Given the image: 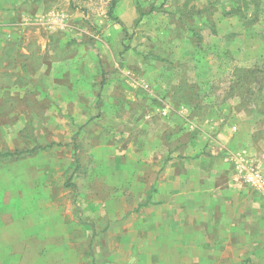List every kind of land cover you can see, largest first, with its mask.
I'll return each mask as SVG.
<instances>
[{"label": "rangeland", "instance_id": "1", "mask_svg": "<svg viewBox=\"0 0 264 264\" xmlns=\"http://www.w3.org/2000/svg\"><path fill=\"white\" fill-rule=\"evenodd\" d=\"M111 3L0 0V214L23 208L26 227L51 212V199L61 215L67 197L72 211L81 198L97 207L65 249L41 242L40 260L27 254L39 232L24 231L23 264H68L69 255L71 264H224L206 249L215 217L204 196L199 223L180 226L186 246L167 249L162 239L175 233L149 227L161 202L150 161L185 162L191 174L198 155L207 167L247 150L264 166V89L238 79L264 56L242 27L253 6L226 14L231 0H116L111 14Z\"/></svg>", "mask_w": 264, "mask_h": 264}, {"label": "crops", "instance_id": "2", "mask_svg": "<svg viewBox=\"0 0 264 264\" xmlns=\"http://www.w3.org/2000/svg\"><path fill=\"white\" fill-rule=\"evenodd\" d=\"M238 148H245V146ZM227 155V152L221 155L223 159L221 165L218 164L220 162L217 161V158H212L214 162L212 161L207 167L201 162L199 155L196 156L195 160H191V163L194 165L191 174L184 173L185 162L179 161V166L176 164V169L173 170V168H169L171 164L167 165L166 160L150 161V174L153 176L150 190L158 194V199L161 202L159 203L160 208L156 211L153 220L149 222V227L157 229V225L154 224L159 223L163 225L160 226L161 232L164 228L165 233L170 231L175 233L170 240L166 239L164 241L162 239L167 249L170 246L175 249L186 246L184 240L189 239V237L185 235L180 226L186 224L187 221H191L193 224L199 223L200 207L203 206L200 205L199 197L204 196L202 199H204L205 204H208L207 212L211 208L210 212L215 217L211 221L213 224L211 239L213 241L209 243L208 248H204L214 250L213 255L219 258L218 263L234 264L237 262L242 264H257L262 262L260 256L264 255V196L255 187L243 180L238 170V173L236 172L235 162L233 163L231 159L229 160ZM262 160L264 162V158ZM225 166H227L228 171L223 172ZM157 168L160 169L158 173ZM205 195H207V198ZM71 200V197H67V207L64 204L61 215L60 211L55 209L56 200L51 199V212H35L33 214L35 215V221H33V224L27 223V228L24 222L29 217L26 219L22 218V199H20L21 205H18L22 209H17L20 212L16 210L14 213L16 218L13 214H7L3 217L0 214V264L4 263L8 256L11 255V250H13L14 258H11L9 263H24L25 251L23 241L25 240L24 231L27 230L39 232L38 237L31 241V246L27 245V254L30 251L34 252L38 260L41 258L38 249L42 246L41 242H44L45 239H50L51 237L52 253L55 252L56 248L61 249L62 247L65 249L67 246V241L65 240L66 234L73 230V227L79 225L86 226L88 224L87 216L95 219L97 214V207L93 203L88 206L89 202L83 203L82 198L79 199V209L81 212L72 211ZM4 201L5 197L3 196V192L0 191V205L5 203ZM192 216H198L197 219L195 218L196 222H194ZM20 217L21 219L18 222L19 227L18 223L12 224L13 219L18 220ZM49 217H51V223L46 221ZM2 221H10L6 225L8 228L2 229ZM208 223L210 224L209 221ZM50 224L51 227L49 226ZM90 225L95 224L91 222ZM149 236L151 237V233H149ZM151 238L155 240V236ZM152 239H149L150 243L148 246H157L152 242ZM180 241H182V244L177 243ZM177 245L179 246L177 247ZM175 253L169 251V254L172 256H175ZM185 253L188 256H194L189 252ZM128 254L133 255L134 253L129 251ZM177 255H179L178 252ZM63 256L65 257L64 254ZM67 257L68 260L65 257L66 262L71 264L72 262L69 259L71 255ZM229 257L230 260L227 261L226 258ZM122 260L129 261L126 259Z\"/></svg>", "mask_w": 264, "mask_h": 264}, {"label": "trees", "instance_id": "3", "mask_svg": "<svg viewBox=\"0 0 264 264\" xmlns=\"http://www.w3.org/2000/svg\"><path fill=\"white\" fill-rule=\"evenodd\" d=\"M233 2V7L231 10L226 11V14H239L243 13V8L250 9V5L253 6V15L248 17L246 14L243 15L244 23L242 25L243 31L247 32V35L258 37L262 42H264V1L262 0H231ZM116 6V0H112L110 6V13L112 14ZM225 13V12H224ZM255 24H259L257 29H255ZM213 27V25H212ZM254 31L256 33H254ZM232 34H236L233 32ZM194 36L197 40V46L202 49V35L198 32H194ZM238 79L241 80V85H252L256 91L264 89V56L260 57V60L254 61V66L252 68H247L243 72L238 73Z\"/></svg>", "mask_w": 264, "mask_h": 264}, {"label": "built area", "instance_id": "4", "mask_svg": "<svg viewBox=\"0 0 264 264\" xmlns=\"http://www.w3.org/2000/svg\"><path fill=\"white\" fill-rule=\"evenodd\" d=\"M238 156L235 165L241 177L264 196V166L257 163L247 150H242Z\"/></svg>", "mask_w": 264, "mask_h": 264}]
</instances>
